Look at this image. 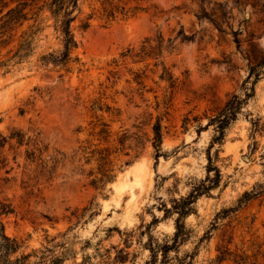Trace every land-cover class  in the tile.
<instances>
[{
	"label": "rangeland",
	"instance_id": "1",
	"mask_svg": "<svg viewBox=\"0 0 264 264\" xmlns=\"http://www.w3.org/2000/svg\"><path fill=\"white\" fill-rule=\"evenodd\" d=\"M101 2L77 0L64 68L40 60L61 50L50 18L27 58H12L27 24L0 37V200L20 243L10 260L150 264L175 231L173 200L205 180L209 156L219 182L169 256L264 264V0ZM232 95L235 120L208 149Z\"/></svg>",
	"mask_w": 264,
	"mask_h": 264
},
{
	"label": "trees",
	"instance_id": "2",
	"mask_svg": "<svg viewBox=\"0 0 264 264\" xmlns=\"http://www.w3.org/2000/svg\"><path fill=\"white\" fill-rule=\"evenodd\" d=\"M114 0H102V5L111 6ZM77 0H0V37L8 31L23 28L27 24L26 29L20 32L12 58H27L32 53V42L34 37L39 33L41 28L39 25L43 20L50 18L53 21L54 30L61 35V50L59 52H50L40 57L43 63H52L54 66L64 68L72 60L71 52L76 48L77 43L71 30V23L75 19L74 11L76 9ZM43 16V17H42ZM115 12L112 10L106 14L107 19H114ZM31 21V24H28ZM88 23L83 24V28H87ZM180 33V32H179ZM3 43V41H0ZM6 43V42H5ZM11 52V50H10ZM125 56V55H123ZM260 66V65H258ZM254 67L250 69L249 75H254ZM240 100L236 95L225 103L216 116L210 119V124L214 125L215 134L210 140L208 149L213 144H220L224 137L227 126L235 120L237 111L239 110ZM152 146L155 150L156 158L159 156V147L161 144V131L158 122L152 127ZM206 167L207 176L204 181L194 185L193 188L185 196L174 199L172 203V211L176 213L174 222L175 231L169 240H165L162 244L157 243L155 247L150 248L151 260L150 264H192L193 255H185L187 261L178 258L176 255L169 256L171 250L175 249L179 241H183L186 235L184 227V218L192 211L191 206L197 198L212 188H215L219 182L220 174L215 166L212 165L208 156ZM213 171V175L209 176ZM110 179V177H107ZM12 213V209L8 203L0 200V264H25L28 255H20L13 261L10 257L16 254L20 248V243L5 234L3 219ZM176 253V252H175ZM245 258L233 259L238 263H245ZM217 260H224L221 254Z\"/></svg>",
	"mask_w": 264,
	"mask_h": 264
}]
</instances>
